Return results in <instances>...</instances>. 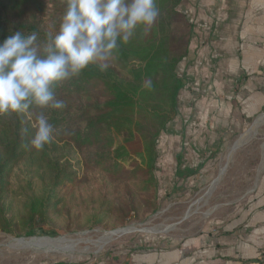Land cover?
I'll return each instance as SVG.
<instances>
[{"label":"crops","instance_id":"1","mask_svg":"<svg viewBox=\"0 0 264 264\" xmlns=\"http://www.w3.org/2000/svg\"><path fill=\"white\" fill-rule=\"evenodd\" d=\"M179 13L189 23L184 87L158 152L169 196L201 187L264 116V0H184ZM228 207L184 241L112 249L92 264H264V152L253 188Z\"/></svg>","mask_w":264,"mask_h":264},{"label":"rangeland","instance_id":"2","mask_svg":"<svg viewBox=\"0 0 264 264\" xmlns=\"http://www.w3.org/2000/svg\"><path fill=\"white\" fill-rule=\"evenodd\" d=\"M9 1L11 0H0V9L2 5L7 6ZM183 1L171 15L168 12L172 9L170 2L167 4L164 0L165 4L158 6L160 15L157 20L167 24L171 36V51L178 57L182 55L183 48L186 49L189 35V23L179 13ZM45 5L46 14L37 17V22L41 24V29L54 34L63 12L62 0H46ZM16 15L18 13L13 17L14 22H21ZM33 15L32 11H27L26 20H34ZM113 60L112 58L110 66L119 69L118 62L113 64ZM75 106L78 105L70 104L69 108ZM52 111L53 109H49V113ZM35 115L33 113L31 119ZM26 120L30 124L29 117ZM163 135L164 131L158 138L157 152L161 150ZM244 138L249 139L240 144ZM242 139L236 146L240 149L234 155L232 152L228 157L230 149L218 156L220 158L211 171L206 173L208 178L201 187L191 188L180 195L169 196L160 189L163 174L158 168V155L156 176L159 191L151 197L137 195L133 183L128 184L125 179L110 177L92 167L89 154L93 148L63 147L65 141L58 132H54L52 140L59 147L57 151L49 150V163L46 159L41 167H32L29 165V158H24L10 174L8 188L0 191V264H92L99 256L112 249L130 246L137 248L143 242H153L154 239H188L227 211L228 204L240 200L253 188L254 178L263 161L264 116ZM52 158L62 166L67 161L71 163L70 171L64 167L59 178L61 180L64 175L71 173L76 180L74 183L62 181L55 184V175L58 178V174L52 170ZM222 175L224 176L219 180ZM48 196L50 198L45 203L46 210L41 212L36 205L37 213L32 215L30 212L37 199L44 202ZM93 221L96 225L92 226ZM130 227H143L147 230L129 231ZM156 227L170 230H150ZM126 228L125 234L117 235L106 246L97 244L107 234ZM15 240L37 244L59 241L60 244L79 245L72 253H47L10 247Z\"/></svg>","mask_w":264,"mask_h":264},{"label":"trees","instance_id":"3","mask_svg":"<svg viewBox=\"0 0 264 264\" xmlns=\"http://www.w3.org/2000/svg\"><path fill=\"white\" fill-rule=\"evenodd\" d=\"M166 1L172 5L168 10L171 15L182 0ZM45 3L46 0H11L7 6L2 5L0 40L16 30H36L42 36L47 33L37 22V17L46 14ZM162 4L164 0H157V6ZM27 11L34 14L31 22L26 20ZM17 13L19 23L14 22ZM171 47L170 31L165 21L159 19L150 31H138L135 38L121 46L112 61L118 62L119 69L109 66L101 72L95 65L90 66L56 87L57 97L66 105L63 110H43L65 141L63 147L93 148L90 165L110 177L133 183L137 195L152 197L159 191L156 145L161 132L177 115L179 94L184 87L177 72L183 56L172 53ZM70 104L78 106L69 108ZM26 117L14 113L0 115V191L8 188V178L21 160L29 158V165L41 167L46 159L49 163V150H58L53 140L42 150L24 146L33 136ZM22 129H26L23 134ZM52 162V170L58 174L55 184L76 181L71 173L59 178L64 167L70 171L69 161L63 166L54 158ZM49 198L44 202L37 199L30 213H37L36 205L44 212Z\"/></svg>","mask_w":264,"mask_h":264},{"label":"clouds","instance_id":"4","mask_svg":"<svg viewBox=\"0 0 264 264\" xmlns=\"http://www.w3.org/2000/svg\"><path fill=\"white\" fill-rule=\"evenodd\" d=\"M62 4L54 34L16 30L0 40V115L29 117L34 134L24 146L36 150L50 144L55 132L43 110L66 107L56 87L92 65L106 71L121 46L138 31H150L160 15L157 0H62Z\"/></svg>","mask_w":264,"mask_h":264},{"label":"bare ground","instance_id":"5","mask_svg":"<svg viewBox=\"0 0 264 264\" xmlns=\"http://www.w3.org/2000/svg\"><path fill=\"white\" fill-rule=\"evenodd\" d=\"M253 128V127H252ZM250 131V130H249ZM249 131L247 133H249ZM246 133V134H247ZM245 134V135H246ZM255 136V134H253ZM244 136V135H243ZM242 136V137H243ZM241 137V139H242ZM252 137V136H251ZM240 139V140H241ZM249 138H244L241 140V143L240 144H244L246 142V140H248ZM237 146V145H236ZM234 147V149H232L230 151V154L228 157L231 156L232 152H233V155L235 153V150H238L239 148L237 147ZM230 159V158H229ZM230 163V162H229ZM229 163L227 164V166L225 167V169L228 167ZM224 169V170H225ZM224 175L222 176H219V180L222 179ZM220 183V182H219ZM207 202V201H206ZM136 226V225H135ZM129 227V226H128ZM128 228H126L125 230H121L120 232H116V233H110V234H107L99 243V245H105L111 241H113V239L119 235V234H125L126 231H127ZM130 230L129 231H137V230H140V231H143V230H147L143 227H130L129 228ZM152 231H168L170 230V228H167V229H162V227L160 228H152L150 229ZM128 233V232H127ZM59 242V241H58ZM58 242H48V243H40V244H37V243H34L32 241H24V240H15L14 242H12V244H10V247L12 248H23V249H27V250H35L37 252H57V253H63V254H68V253H72L74 250H76V247L79 245V244H60ZM103 248V246H102Z\"/></svg>","mask_w":264,"mask_h":264},{"label":"water","instance_id":"6","mask_svg":"<svg viewBox=\"0 0 264 264\" xmlns=\"http://www.w3.org/2000/svg\"><path fill=\"white\" fill-rule=\"evenodd\" d=\"M236 146V145H235ZM237 150H235V152H236ZM227 169V168H226ZM226 169H225V171H226Z\"/></svg>","mask_w":264,"mask_h":264}]
</instances>
